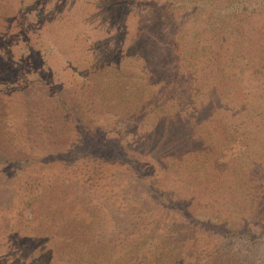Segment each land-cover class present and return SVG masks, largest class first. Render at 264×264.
<instances>
[{
  "label": "rangeland",
  "instance_id": "1",
  "mask_svg": "<svg viewBox=\"0 0 264 264\" xmlns=\"http://www.w3.org/2000/svg\"><path fill=\"white\" fill-rule=\"evenodd\" d=\"M70 231L264 264V0H0V264Z\"/></svg>",
  "mask_w": 264,
  "mask_h": 264
},
{
  "label": "trees",
  "instance_id": "2",
  "mask_svg": "<svg viewBox=\"0 0 264 264\" xmlns=\"http://www.w3.org/2000/svg\"><path fill=\"white\" fill-rule=\"evenodd\" d=\"M57 224H61V222ZM208 227L225 236L236 233L234 229L217 227L213 224H208ZM52 235L54 236H51V242H58L49 244L48 234V237L45 239L47 246L42 253L46 257L51 258V260H62V264H142L141 260L132 259V255L130 256L127 250L117 254L113 242L104 245L102 240H98L99 237L93 236L87 231H70L63 235L58 233H53ZM144 255L145 253H141V256ZM159 255L157 254V256ZM118 257L119 259L117 261Z\"/></svg>",
  "mask_w": 264,
  "mask_h": 264
}]
</instances>
